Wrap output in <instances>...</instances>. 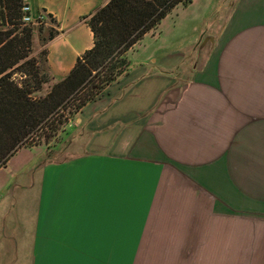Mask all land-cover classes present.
<instances>
[{
  "label": "crops",
  "instance_id": "obj_1",
  "mask_svg": "<svg viewBox=\"0 0 264 264\" xmlns=\"http://www.w3.org/2000/svg\"><path fill=\"white\" fill-rule=\"evenodd\" d=\"M108 1L28 0L56 21L55 77ZM202 7L186 37L129 50L50 149L0 168V264H264V0Z\"/></svg>",
  "mask_w": 264,
  "mask_h": 264
},
{
  "label": "trees",
  "instance_id": "obj_2",
  "mask_svg": "<svg viewBox=\"0 0 264 264\" xmlns=\"http://www.w3.org/2000/svg\"><path fill=\"white\" fill-rule=\"evenodd\" d=\"M190 2L109 0L85 18L93 33L92 48L58 78L50 71L46 49L41 64L27 58L32 36L47 21L56 26L55 19L45 14L40 22H26L22 0H0V168L22 147L57 142L75 114L126 72L127 52L176 6ZM58 32L50 30L45 43Z\"/></svg>",
  "mask_w": 264,
  "mask_h": 264
},
{
  "label": "rangeland",
  "instance_id": "obj_3",
  "mask_svg": "<svg viewBox=\"0 0 264 264\" xmlns=\"http://www.w3.org/2000/svg\"><path fill=\"white\" fill-rule=\"evenodd\" d=\"M191 1L192 2L187 5H179L176 9L167 14V16L161 20L156 34L154 35L153 31L145 34L144 37L134 46V50L132 51L130 49L128 53L136 55L150 52L154 47L162 45L166 46V44L171 40H179L186 37L185 34L188 33L190 25L194 22H198L204 11V8L202 7V0ZM54 29L56 28L53 23L48 21L44 23L42 30L32 36V43L28 50L29 56L27 58L34 57L37 62L40 64L42 63V52L45 50V41L48 38L49 31H54ZM15 77L20 80L22 78L21 73L17 72ZM59 139L57 141H59ZM55 143L56 142H51L47 145L41 143L40 145L32 147L48 146V149H50ZM40 148L41 147L33 149V151L38 153V149Z\"/></svg>",
  "mask_w": 264,
  "mask_h": 264
},
{
  "label": "built area",
  "instance_id": "obj_4",
  "mask_svg": "<svg viewBox=\"0 0 264 264\" xmlns=\"http://www.w3.org/2000/svg\"><path fill=\"white\" fill-rule=\"evenodd\" d=\"M23 1V6H22V11L24 12L23 20L26 22H40L45 18L44 13H41L36 19H33L30 15V6L28 4V0H22Z\"/></svg>",
  "mask_w": 264,
  "mask_h": 264
}]
</instances>
